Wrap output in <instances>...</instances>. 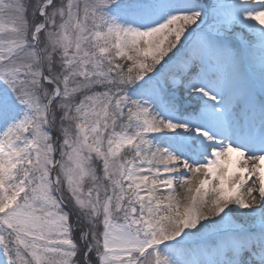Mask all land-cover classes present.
Returning <instances> with one entry per match:
<instances>
[{
	"label": "snow or ice",
	"instance_id": "snow-or-ice-1",
	"mask_svg": "<svg viewBox=\"0 0 264 264\" xmlns=\"http://www.w3.org/2000/svg\"><path fill=\"white\" fill-rule=\"evenodd\" d=\"M0 264H264V0H0Z\"/></svg>",
	"mask_w": 264,
	"mask_h": 264
},
{
	"label": "bare ground",
	"instance_id": "bare-ground-1",
	"mask_svg": "<svg viewBox=\"0 0 264 264\" xmlns=\"http://www.w3.org/2000/svg\"><path fill=\"white\" fill-rule=\"evenodd\" d=\"M199 178L200 179H203V174H200L199 175ZM256 184L258 185V180L256 181ZM252 185V181H249V185L248 186H251ZM187 186L185 185V188H186ZM177 188L179 189L180 188V185L178 184L177 185ZM185 193L184 192H181V195H184ZM241 194L242 195H244V196H247L248 195V187L246 186V187H244L243 189H242V191H241ZM255 194V193H254ZM212 198V194L210 193L209 194V199H211ZM257 199H259V197L257 196Z\"/></svg>",
	"mask_w": 264,
	"mask_h": 264
}]
</instances>
